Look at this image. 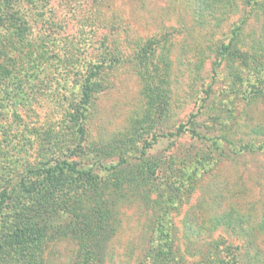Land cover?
I'll list each match as a JSON object with an SVG mask.
<instances>
[{"label":"rangeland","instance_id":"374dc122","mask_svg":"<svg viewBox=\"0 0 264 264\" xmlns=\"http://www.w3.org/2000/svg\"><path fill=\"white\" fill-rule=\"evenodd\" d=\"M0 264H264V0H0Z\"/></svg>","mask_w":264,"mask_h":264},{"label":"trees","instance_id":"16d2710c","mask_svg":"<svg viewBox=\"0 0 264 264\" xmlns=\"http://www.w3.org/2000/svg\"><path fill=\"white\" fill-rule=\"evenodd\" d=\"M1 1H2V2H5V4H6V3H9V4H10L12 0H1ZM181 127H182V126H181ZM181 127L178 128V130L176 131V134H180V133L182 132V128H181ZM39 194H40V193H38V195H39ZM47 196H48V195H47ZM43 197H46V196H41V197L38 196L37 198H39V199H44ZM31 205H32V206H31ZM31 207H33V208H31ZM26 208H27V207H26ZM29 209H30V210H31V209H32V210H33V209H37L36 212L41 213V212H42V205L39 204V201H38V203H37V201H35V202L32 201V204H30ZM39 216H40V215H39ZM31 221H32V222H31ZM31 221L29 222L30 224H28V226H30V227L38 226L37 223L34 224V222H36L35 220H34V221L31 220ZM41 222H43V220H41ZM45 223H46V222H44V224H45ZM45 225H46V224H45ZM45 225H44V226H45ZM44 226H43V227H44Z\"/></svg>","mask_w":264,"mask_h":264}]
</instances>
